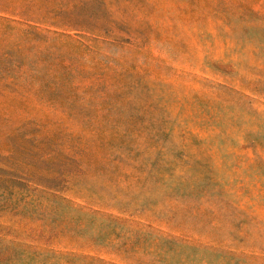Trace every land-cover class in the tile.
I'll list each match as a JSON object with an SVG mask.
<instances>
[{"label":"rangeland","instance_id":"374dc122","mask_svg":"<svg viewBox=\"0 0 264 264\" xmlns=\"http://www.w3.org/2000/svg\"><path fill=\"white\" fill-rule=\"evenodd\" d=\"M0 264H264V0H0Z\"/></svg>","mask_w":264,"mask_h":264}]
</instances>
